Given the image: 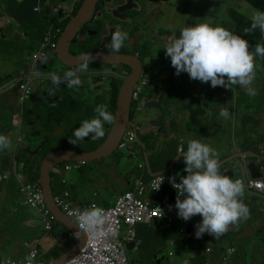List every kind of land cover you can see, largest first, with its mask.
Instances as JSON below:
<instances>
[{
    "label": "clouds",
    "instance_id": "9594fccd",
    "mask_svg": "<svg viewBox=\"0 0 264 264\" xmlns=\"http://www.w3.org/2000/svg\"><path fill=\"white\" fill-rule=\"evenodd\" d=\"M200 1H206V2L216 1L217 2V0H200ZM227 1L228 0H224L223 3ZM40 3L42 5V1H40ZM82 3H83V0L76 1V5H80V7ZM236 5L239 7V3H236ZM0 6H2L3 8L2 0H0ZM42 8L43 9L41 11L37 9L36 10L39 12H42L45 10L47 11L48 15L53 14V13L57 14V19H55L54 21H51L50 24L47 26V28L52 23H59V17L63 15L62 10H60L61 14L59 15L58 12L56 11H50L49 9H44L43 5H42ZM236 13H238L239 15H242V18L245 21L244 24H241V26L239 24V27H242L240 29L245 30L246 33H251L255 31L256 29H259L261 32L260 38L262 39V43H257L256 45L248 43L246 39L241 38V36L237 35L235 32L232 31L236 29L234 26H227L225 24L217 23V21H220L222 19H227V18L231 19V15H236ZM5 16H8V15H1L0 19ZM74 16L75 15L73 11L72 16L64 19L62 22H64L67 19H69L70 21ZM222 19L214 20L211 22L207 21L208 23H199V24H195L194 26L182 27L179 35L177 37L172 38L163 48L164 57L168 59L167 70L173 77L177 79V83H178L177 93H178V89L181 90L186 86V84L182 83V80L184 78L187 80L189 79L199 80L202 83L210 82L209 87L211 90L215 92V94L220 93L222 91L229 92L230 89L236 87L240 89L241 91H247V93H242V94H240L241 91L240 93H237V94L236 93L233 94L232 92V95L237 98V102L240 103L241 105H244V108H245V105H247V102L244 101V99L242 98V95L248 94L253 97L255 96V94L257 95V93L254 90L255 84L257 82L259 83L262 82V86L264 87V81H261V79L264 78L263 76L264 74V9L255 7V9L248 16V21H246L244 19L243 14H241L236 9H234L233 12H229L228 16ZM62 22L59 23L60 26ZM67 23L68 22H66V24ZM210 23H213V24H210ZM12 24H14V26H17V23L14 22L13 18H12ZM0 26H1V32L4 30L6 33L5 36L9 37V35L6 32L7 25L2 23L0 24ZM19 26L21 27V25ZM64 27L63 28L61 27L62 31L60 35L62 34ZM45 29H44V32H45ZM44 32H43L42 39L38 40L39 41L38 49H36L32 53L30 63L29 65L26 66L28 68L27 72L18 73L16 76H14L11 79L9 76L8 77L9 80L12 81V82L10 81V83H14L13 80L17 77H20L22 74H29V72L31 71V66H33V69H32L33 72H31V74H33L34 76L43 75V73L40 71V66L42 64H46V62L51 60L54 56H57V47L56 49H54L51 43L45 40ZM59 36L57 38V41L59 39ZM24 37H25V34H24ZM127 39H128L127 32L122 31L119 28L111 32L109 47L111 48L112 52L119 53L121 48L124 46V42ZM94 59H95L94 56L88 53H82L77 58V64L72 65V66H75L73 70H70L61 75L57 71L58 69L57 68L55 70L56 73L49 74L52 84L57 87H59L61 84H66V86L69 88H72V91L74 90V92H75V89H78L85 85L89 90L94 91V93H96L98 90H93L91 88L92 77L90 76V74H82V73L88 72L89 65ZM130 59H134V58H130ZM130 64H132L131 60H130ZM258 64H262L261 69L257 68ZM47 75L48 74H44V76H47ZM134 83L139 84L141 87L143 85L142 81L136 80V77L134 79L133 84ZM240 87H242L243 89H241ZM34 93H36V90L34 91ZM54 94L55 95L57 94L56 89L55 90L50 89L47 92V95L51 96V100L53 102H55V98L53 96ZM257 96L258 97L255 102H253L252 100L253 97L251 98V102L255 106H256L255 103L258 102V98H262V96H259V95ZM62 97H63V93H59L57 96L56 103L61 101ZM239 98H242L243 101L242 102L238 101ZM147 100H150V98L140 96V92H139L138 98H137L136 110L139 111L142 126L145 125L146 123L143 121V113L141 109L144 106V102H146ZM170 106L171 105H168L167 107H165V109H162L160 106L159 107L162 110L166 111V109L169 108ZM92 108L94 109L96 115L90 119L89 118L84 119L83 121H81L80 126L74 129L72 138H69V142L72 143L73 145L79 144L80 141H83L86 137H89V136L91 137V140L102 139L105 136V129H104L105 123L110 124L107 127V130L109 133L110 128L112 126V123H114L115 118L113 114L108 110V106L106 104L97 105L96 103L95 105L92 106ZM68 112L69 111H63L61 112L60 116L63 115L66 118V113ZM130 112L131 111L129 107L128 124L131 119ZM172 113L177 114L178 112L175 113L174 111H172ZM233 114H235V111L233 112ZM219 115L221 117L228 118L230 117L231 113L227 107H223L220 109ZM148 127L150 130H152L150 126ZM139 133H140V136L138 135ZM7 135L8 134L6 135L0 134V151H3L5 149H10V150H13V152H17L14 150V148L11 149V141L7 137ZM18 140H20V137L18 138ZM145 140L146 139H144L140 131V128L137 132H133L132 130L128 129V125H127V127L124 128L123 132L118 137V139L113 140L112 138H110L107 141V147L111 149V152L107 155H110L113 152V150H115L116 148H119V149L127 148L129 155H134L138 151L143 153L145 150ZM140 142L143 143L144 147L141 145ZM133 143H138V147L136 149L133 147ZM263 143L264 142L261 143L259 141V150L257 152L261 154L262 156H264ZM67 150H70V149H67ZM71 151H81V150H71ZM179 155L182 156V160L185 165L184 171L187 173V175L181 176L179 183L175 182V178H172L170 180L172 188H174L177 192V195L174 194L173 199H170L168 191H165L166 192L165 194H163L164 193L163 192L162 193L163 195L161 194L158 198L159 200H161V198L164 195H167L168 198L173 202L172 212L165 215L163 211L158 208L159 209L158 214L144 217L143 220L137 224L146 223V224H150L151 226V224L153 225V223L158 222L159 220L165 217L166 227H170L173 224L176 226V228L174 229V232H172L167 237H163L162 235L158 234L157 231H154V230L153 231L158 236H160L161 239L163 240L167 239V241L173 245H175L176 239H181V244H183V246L185 247V252L188 254V257L190 259V257L195 258L200 253L201 250L209 251L211 249L207 241H203V243L201 244L202 249L200 250V245L195 243L197 241L195 239H199L200 237H202L203 239L204 233H207L213 236L214 238L219 237L220 235L224 234L228 230L230 225H234L240 219H245L248 217L249 209L243 203L241 197L243 196L244 193H250L253 195V197L262 196L264 194V175L260 177H256L254 174V171L251 170V168L248 165V161H247L246 169L248 170V173H249L248 176L238 175L232 168L231 170L233 171V173H235L234 175H238L240 180L238 179L233 180L229 178L227 176L229 174L224 169L223 163L225 161L223 162L220 161L219 153L215 149H213L210 145L203 143L199 139H188L186 150L184 146L181 145ZM245 157H248V156H245ZM12 160L13 162L10 168L3 174L4 178H8L10 176L14 177L12 174L9 175L8 177H5V174L11 170L14 161H16L19 164V167L22 170L20 162L17 161L15 158H13ZM86 161L88 160L84 158H70L67 160L59 161L56 164H54V170L53 171L50 170V183L51 181H53L56 187L55 192L52 190L53 193H57L59 197L65 200H71L72 202H74L73 193H72L73 188H70V185H69L70 182H68L67 189L60 190V188L57 185V181L60 182L61 184L66 183V180L63 177H61V173L65 171H71L73 169H80L83 165L86 164ZM142 162L144 164V161H141L140 163ZM138 164L136 166L137 170L134 172L133 177L135 174L142 172V170L138 168ZM259 164L264 166V161L261 160ZM242 165H245L244 162H242ZM174 166L175 165H171L168 168V170L163 171V172L169 171L170 169L174 168ZM24 173L28 177L27 173L26 172ZM51 173H54V174L51 176ZM156 173H160V172H156ZM57 176H60V179ZM159 177L160 179H159V183L157 185L156 190L159 189L160 185L164 181L163 175H159ZM31 181H39V179L31 180ZM131 184H132V181H131ZM74 185H75V181H74L73 187ZM51 188H52V184H51ZM129 188L125 190H128ZM19 194H20V188H19V193L17 194V196ZM148 194L149 192H147L146 195L148 196ZM96 195L97 194L93 193V197H95ZM149 195H151L150 199L156 202L157 205H159L157 201L153 200V196H155L156 194H153V195L149 194ZM90 200L95 201V198H91ZM74 204L83 205V204L75 203V202ZM103 204H108V203L103 202L100 205H103ZM62 213L64 212L62 211ZM98 215H99V210L86 213L85 221L92 223L93 220ZM39 219H40V216H39ZM185 221L192 223L193 230L191 233L187 231L185 227ZM40 222H41L42 229H44L41 219H40ZM57 222L58 221L56 220L54 227L56 226ZM136 225L134 226V233H135ZM50 232L52 233V230ZM187 233H189L190 235H188ZM173 234H177L178 237H172ZM44 236H52V235L49 234V232H46L44 229V233L42 234V236L37 237L35 239H31V240H25V241H33L36 239H41ZM225 249L226 248H224L222 251L221 258L218 264H229L228 256H227V259L222 258ZM91 250L97 256H105L111 253V245L107 237L100 235L94 239ZM197 252L199 253L197 254ZM7 259H12V258H7ZM26 259L28 260V264H32V256H29ZM155 260H157V263H159V260L157 258H155ZM36 261L37 260L35 259L34 264L40 263ZM193 264H196V263L193 262Z\"/></svg>",
    "mask_w": 264,
    "mask_h": 264
},
{
    "label": "rangeland",
    "instance_id": "374dc122",
    "mask_svg": "<svg viewBox=\"0 0 264 264\" xmlns=\"http://www.w3.org/2000/svg\"><path fill=\"white\" fill-rule=\"evenodd\" d=\"M54 1L57 3L60 0H48V4L50 6L53 5ZM224 0L216 1H196L195 2V12L188 13L186 16L187 21H184L182 24L183 15H181L180 19L175 21L173 24L169 26H165L163 29V33L165 35L154 36L152 35V40L144 41L141 45L139 59H143L148 54H154L163 51L167 36L172 30L180 25L181 27L185 26H194L199 23H208L206 20H220L226 16H228L229 12H233L234 9L238 10L241 14H243L244 19L248 21V16L255 9V7L249 5L245 0H228L223 3ZM239 3V7L236 5ZM2 6H0V9ZM5 19H2L3 24L7 25L6 32L9 35V38L5 40L0 39V48L2 50V55L0 56V129L4 126V124L8 121V116H10V122L12 125H15V109L12 102H9L10 99L16 100L19 96L17 85H13V83H9V76H16L20 70H26V66L29 65L32 53L38 49L39 41L33 36L36 32L39 31V28L36 27L35 30L27 34L24 37V32L22 28L17 23V26L12 24V18L5 16ZM45 18H48V21L57 19V14H46ZM213 24V23H210ZM241 26V24H240ZM157 31V29L155 30ZM90 36L93 34L88 32ZM89 40V38H88ZM1 42H8L7 44H1ZM91 45L88 44V48ZM155 49H158V52H154ZM48 65L45 69L46 71L50 69V71H55L57 69V65L63 64L58 60L57 56H54L51 60L46 62ZM258 69L262 68V64H258ZM123 69V68H122ZM122 71V70H121ZM87 76V75H86ZM264 81V78L261 79ZM9 83V84H8ZM171 83V84H170ZM169 85H172L174 81H171ZM183 84L186 86L183 89H178V94L180 97L182 94L188 90L190 93H197L200 97V108L203 107L204 103H208V90L210 86V82L202 83L199 80L192 79H183ZM33 86L36 90V93L33 97L38 96V100L35 101L34 111L31 115L30 113L26 114V120L21 127L12 130L11 136L14 139L15 151H20L19 156L21 157L23 154L27 158H32V161L38 162L42 156L49 150L50 147L54 146L57 143V137L60 135L70 136L71 129L75 125V123L88 116V118H92L96 115L94 109L91 107L97 103L106 104L105 99H102L95 96L94 91L89 90L85 85L75 89V92L67 93L68 97L72 96L73 102L75 103V108L66 113V120L62 125H54L51 127L43 126L42 122L47 123H58L57 121L48 120L44 117L41 119L37 117V115H43L42 112H45L49 108L52 110H56L57 107V95L60 93L57 90V94L53 95L55 98V102L51 100V96L44 94V90L50 88L49 81L45 82L44 79L40 81L39 77H36L33 81ZM243 89L242 87H240ZM63 90V89H62ZM197 91H201V94H198ZM154 97L158 96V93L151 89ZM247 93V91H241L240 94ZM257 95L252 98L253 102L256 101ZM238 101H243L242 98H239ZM53 102V103H52ZM31 103V99L27 100L25 104ZM52 104V105H51ZM73 105L70 103L68 105L69 109ZM137 101H133L130 105V111L133 114L130 121L138 122L139 125H142L139 111L136 110ZM28 109V108H27ZM91 111V112H90ZM111 113L114 111H110ZM249 116H243V120H238V128L242 129V131L255 133L260 130L264 126V103L257 102L255 110L249 113ZM35 115V116H34ZM34 116L33 124L29 123V120ZM114 116V115H113ZM233 117H237L238 119L241 115L232 114ZM223 117L217 116L216 119H220ZM110 128V127H109ZM111 129V128H110ZM37 131L40 136L47 135V145L40 149V147L44 144V140H40L38 138L32 139L29 135L33 132ZM20 137V140L18 138ZM103 140H100L99 145L103 143ZM32 141L36 147L34 150H30V152H24L23 149L28 147L29 142ZM86 141H83L85 145ZM181 143L180 136L176 137L173 142L170 140H145V150L150 157V164L152 167V154L156 152L164 151L170 155L174 154L177 149V146ZM133 147L136 149L138 147V143H133ZM142 161L141 157L135 153L134 155H129L127 148H116L110 155L105 157H101L99 159L88 160L86 164L83 165L80 169H73L71 171H65L61 173V177L66 180V183L61 184L57 181V185L60 190L68 188V182L73 179L75 181V185L73 187L74 194L79 198L78 202L80 204H84L90 200L91 192L96 189L98 190L99 196L95 198L97 203L102 204L106 202L108 204H113L115 196L121 192L124 188V183L120 181H113L112 174L120 173L123 175L130 174L131 172L136 171V166L138 163ZM166 166V163L157 162L155 164V171L161 170ZM60 179V176H57ZM8 192L16 193V180L11 177L9 179H5V185L3 191L1 192L2 201L6 202L7 207L9 209L3 212V215L0 216V264L4 258L7 257H16V255H24L28 249L24 246L23 237L21 234L16 232L18 221L21 219V222L26 227H34L37 224L41 225L39 215L36 211L24 203L23 197L19 194L18 196H14L12 198H8ZM19 193V190H18ZM19 208H23L22 212L28 213L33 212L35 218L25 217L24 215L19 218L15 211ZM5 208H2L0 205V211ZM136 230V238L144 239L148 241V245L152 246V253L159 260V263L155 264H193V262L189 259L188 254L184 251L181 253L177 252V248L175 245L170 244L167 239L163 240L160 236H158L153 229H151L150 224L140 223L135 227ZM49 234H52L49 232ZM123 233L120 234V237ZM172 237H178L177 234H173ZM50 241L53 243L54 238L52 236L49 237ZM49 243L47 240H43L39 245V254L36 260L39 259H47L51 256V251L56 249L55 247L48 248ZM59 247V246H58ZM172 252L169 255V252Z\"/></svg>",
    "mask_w": 264,
    "mask_h": 264
},
{
    "label": "crops",
    "instance_id": "0c3cea01",
    "mask_svg": "<svg viewBox=\"0 0 264 264\" xmlns=\"http://www.w3.org/2000/svg\"><path fill=\"white\" fill-rule=\"evenodd\" d=\"M4 1V0H2ZM23 1L26 5L25 7V16L26 17H31L32 15V1L33 0H20ZM37 1V6L42 1V5L44 9H49L50 11H55V9L58 10V14H61L60 8L61 7H66L70 5L72 0H60L59 3L54 1L53 5L50 6L48 4V0H36ZM36 6V7H37ZM2 19H5V17L0 19V24L3 23ZM21 24L20 22H16ZM22 28V26H21ZM22 31L25 34V31L22 29ZM2 55V50H0V56ZM47 64H42L40 66V71L43 73V75H35L36 77L40 78V81L44 79L45 82L49 81L50 83V88L44 90V94H47V92L50 89H56L60 93H63L64 96V101H59L57 104L63 103L67 101L68 96L67 93L72 94V88H69L66 86V84H61L59 87L55 86L52 84L51 79L49 74L50 73H56L55 71H47L45 70L47 68ZM27 67L26 70H20L19 73H24L27 72ZM44 74H48L47 76H44ZM63 89V90H62ZM35 91V88H34ZM198 94H201V91H197ZM208 103L205 102L203 107L200 108L199 103H200V97L197 95V93H190L188 90H186L182 96L181 100L182 103L185 105V110L181 111L179 115L173 114L169 121H168V131L164 133L162 129H160V132L162 136L158 137L157 139L159 140H170V142H173L176 137L180 136V140L182 144H179L177 146L176 151L174 154L170 155L164 151L156 152L155 154H152V167H151V162H150V157L146 150H144L143 153L140 151L137 152V154L141 157L142 161H144V166H143V172H144V179L147 181L149 180L151 174H154L156 172L160 171H165L168 169L172 163L171 159L173 157L177 158V164L175 165L178 172L181 173H186L184 171L185 165L182 160V156L180 154V147L181 145L184 146L185 150L187 147V140L188 139H199L203 143L210 145L213 149H215L219 153L220 161L223 162L225 161L224 164V169L227 171L229 175H234L233 170L236 172L238 175H246L248 176V170L247 168V161L250 158H253L251 155L248 157H245L242 152H245V154H250L252 152L257 153L259 150V141L255 140L253 137L250 136V132H245L242 131V129L238 128V120L234 119V124L233 125H227L224 126L223 128H220L219 124L217 123L219 120L216 119L217 116L219 115L220 107L217 104V95L213 90L210 89L208 90ZM17 99L13 100L10 99L9 102H12V105H14L15 109V119L14 123L15 125H12L10 122V116H8V121L7 123L12 126L10 128L7 137L11 141V149L15 147L14 139L11 136L12 130L17 129L18 127H21L26 119V114L27 110L34 108L35 101L38 100L37 98H29L31 99V103L25 104V102L29 99H27L25 102H22L17 95ZM253 96H250L248 94H243L242 98L244 101L247 102V105H245V108H247L248 111H253L255 110V105L252 104L251 98ZM249 100V101H247ZM261 100V98H258V101ZM151 100H147L145 102V105L148 103L152 108H158L159 103L158 102H150ZM28 108V109H27ZM203 111H208L210 114V119L212 122H216L206 130V131H199L197 128V122H198V116L199 113ZM31 115L33 113H30ZM150 115V114H149ZM35 116V115H34ZM34 116L31 118L32 121L29 120L30 124H33V119ZM155 113L153 112L152 109V117H155ZM39 118V116H37ZM221 117V116H220ZM66 118L62 115L60 116V120L64 121ZM187 124V128L183 129V124ZM43 124V122H42ZM63 123H60L58 125H62ZM143 125L144 127L147 126ZM45 127H51L52 125L46 126L43 124ZM159 127V125H156ZM149 127L143 128L142 131L146 130ZM264 129V126L262 127ZM226 131V132H225ZM152 132V130H151ZM30 138L35 139L38 138L40 140H44L47 138V135L45 136H40L37 131H33L30 135ZM157 139H146V140H157ZM36 145L33 144L32 141L29 142V145L27 148L29 150H34ZM54 146L50 147L49 149L53 148V150H56L58 148H54ZM162 155V158H159L158 156ZM43 158V157H42ZM42 158L38 161H42ZM146 158V159H145ZM13 160L10 162V166L12 164ZM157 162L161 163H166V166L158 171H155V164ZM242 162H244L245 165H242ZM10 166L6 169V171L10 168ZM54 170V165L51 167V171ZM137 170V167H136ZM5 171V172H6ZM134 172H131L130 174H112V180L113 181H120L124 183V188L121 190V192L127 188L130 187L131 181L133 178ZM12 176L5 178L9 179ZM14 178V177H13ZM15 179V178H14ZM16 180V179H15ZM70 188H73V179L69 181ZM19 190V184L16 181V193L8 192V198H12L13 195L17 196ZM73 193V200L75 203H79L78 200L79 198ZM93 193L97 194L95 197H93ZM99 191L94 189L91 192V198H96L99 196ZM164 192L163 194H165ZM162 194V195H163ZM148 196L151 198V195L148 194ZM243 203L247 206L249 209V215L245 219H240L236 224L230 225L228 230L220 235L219 237L214 238L213 236L204 233V238L200 237L195 243L200 245V250L202 249L201 244L203 241H207L208 245L210 246L209 251H200V253L195 257L191 258V261L196 263V264H218L221 258V254L224 248H234L229 254H228V262L229 264H264V194L262 196L258 197H253L252 194L250 193H244L243 196L241 197ZM96 201V200H95ZM97 202V201H96ZM0 205L7 209L6 202L2 201V198L0 200ZM24 210L21 208V210L18 212L17 210L15 211V214L21 218L23 215L25 217H32L35 218V215L33 212H28L24 213L22 212ZM2 216V215H0ZM188 226V227H187ZM185 227L188 232H192L193 227L192 223L185 221ZM17 230L16 232L18 234H21L23 237V240H26V235H29L31 239H35L38 237L39 234V229H42V226L40 224L35 225L34 227H26L22 224L21 219L18 221V224L16 226ZM50 236H44L40 239V243H42L43 240H47L49 243L48 248L56 247L58 246V243L56 239H54V242L52 243L49 239ZM177 248V252L181 253L182 251L185 252V247L183 244H175ZM23 255H16V257H7V258H12V259H17L20 258ZM4 258V259H7ZM3 259V260H4ZM54 257L50 256L47 259H39L36 262H44L48 260L47 263H49ZM2 260V261H3ZM1 261V262H2Z\"/></svg>",
    "mask_w": 264,
    "mask_h": 264
},
{
    "label": "flooded vegetation",
    "instance_id": "af4514ba",
    "mask_svg": "<svg viewBox=\"0 0 264 264\" xmlns=\"http://www.w3.org/2000/svg\"><path fill=\"white\" fill-rule=\"evenodd\" d=\"M196 1L200 0L97 1L93 14L72 38L69 50L72 54L93 53L97 51L113 53L109 47L111 32L115 31L117 28L127 32L128 39L124 42V46L119 53L113 54L123 55L128 57V59L134 58L130 59L132 64L124 62L106 63L94 60L90 63L88 72L82 73L90 74L92 77L91 88L93 90H98L95 96L97 99L99 97L105 99L109 111L115 110L116 98L123 88L124 80L130 75H134L136 80L142 81L143 83L140 96L150 98L153 102H158L162 109H165L168 105L174 104L178 110L177 115L185 110V105L182 103L177 93V79L167 70L168 59L164 57V50L158 52L159 50L155 49L154 52H158L157 54H148L143 59H139L138 56L140 55L142 43L152 40V35L164 36L165 33L162 31L165 29V26H169L179 20L181 15H183L181 24L187 21L186 16L188 13L196 11ZM79 7L80 5L74 7V15ZM181 28L179 25L169 33L166 44L172 38L179 35ZM156 29L157 31H155ZM88 32L93 35L90 36ZM88 44L91 45V47L88 48ZM57 68L59 74L62 75L63 73L73 70L75 66L59 64ZM171 81H174V83L169 85ZM151 89L158 93L157 97H154ZM254 90L257 95L262 96V103H264V87L262 86V82H257ZM240 91V89L235 87L230 89L229 92L222 91L216 93L218 106L220 108L227 107L231 113L230 117H223L217 122L223 130L224 126L233 125L234 119L242 121L243 116L250 115V111L244 108V105L238 103L237 98L232 95V92L233 94H237L240 93ZM114 97L115 103L113 104ZM255 104H257V102ZM234 111L235 114L241 115L239 119L232 116ZM153 112L157 116L160 115L158 108H153ZM132 115L133 114L130 112V117H132ZM214 123L216 122L211 121L208 111H201L199 113L197 122L199 131H206L210 125ZM146 127L148 126H140V131L144 139H157L162 136L161 133H159V127L152 126V132L149 128L142 131V129ZM186 128L187 124L184 123L183 129ZM138 135L140 136V133ZM250 136L261 143L264 142V131L262 128L253 134L250 133ZM158 157L162 158L163 156L159 155ZM171 163L172 165H176L177 158L173 157ZM152 228L154 231L160 229L157 222L153 223V225L151 224V229ZM143 242L146 245V256L140 258L138 252L139 248L135 242L132 248L126 250L129 264H154L155 257L152 253V246L148 245V241L144 239Z\"/></svg>",
    "mask_w": 264,
    "mask_h": 264
},
{
    "label": "built area",
    "instance_id": "2783aa9c",
    "mask_svg": "<svg viewBox=\"0 0 264 264\" xmlns=\"http://www.w3.org/2000/svg\"><path fill=\"white\" fill-rule=\"evenodd\" d=\"M76 1L77 0H73L70 5L60 8V10L63 11V15L59 17V23L72 16ZM36 9L39 11L43 9L41 3ZM58 10L57 8L55 9L56 12H58ZM59 23H52L44 32L45 40L49 41L54 49L57 47V38L62 31ZM32 69L33 66H31L29 74H22L20 77H17V80L13 81V85H17L19 98L22 102L31 98L34 93L33 81L35 76L31 74V72H33ZM140 90L141 86L134 83L131 91V103L137 101ZM139 128V124L135 121H130L128 124V129L133 132H137ZM143 166V162L138 164V168L142 170V172L134 175L131 187L116 195L113 204L100 205L94 200H90L83 205H76L71 200H65L59 197L57 193H53L54 201L57 206L86 234L85 243L80 248L79 252L63 264H129L126 256V243L134 236V226L141 222L144 217L158 214L159 209H161L165 215L172 212L173 202L167 195L161 198L160 201L162 206L160 207L146 194L147 192L152 195L157 194L164 183H168L171 186L170 180L172 178H175V182L179 183L180 177L187 175V173L178 172L176 166H174V168L167 172H160L152 175L149 180L146 181L144 179ZM11 174L19 183L20 194L24 199V203L38 213L45 231L50 232L53 230L57 219L47 206L44 189L41 183L39 181L29 180L16 161H14L11 170L5 174V177ZM159 175H163L164 181L159 189L156 190L160 179ZM227 176L233 180H240L238 175ZM174 193L177 195L175 189ZM97 210H99V215L93 222H86L85 214ZM121 233L123 234L120 237ZM187 234L190 235L189 233ZM100 235L107 237L111 245V253L105 256H97L91 250L94 239ZM24 245L28 249L24 256L19 259H5L2 264H28L26 258L29 256H32V264H34L39 253L40 239L25 241ZM232 250H234V248H226L222 258L227 259L228 254ZM169 254H171V252H169Z\"/></svg>",
    "mask_w": 264,
    "mask_h": 264
},
{
    "label": "water",
    "instance_id": "95a60500",
    "mask_svg": "<svg viewBox=\"0 0 264 264\" xmlns=\"http://www.w3.org/2000/svg\"><path fill=\"white\" fill-rule=\"evenodd\" d=\"M97 1L98 0H83V3L79 8L78 12L70 21H68V23L63 29L62 34L59 36V39L57 41V58L59 61H61V63H63V65L72 66L77 64V58L82 53L72 54L69 50V45L72 38L76 35L80 27L93 14ZM88 54L94 56L95 57L94 60L102 61L106 63H119V62L130 63V59H128V57L123 55L113 54L109 52H102V51H97ZM17 79L18 78H15L14 80ZM134 79L135 76L130 75L124 80L123 88L121 89V91L119 92L116 98V105L114 110V118H115L114 123H112L111 129L102 144H100L94 150L85 151V152L71 151L67 149L58 148L56 150L51 151L42 159L40 166L39 182L43 186L47 206L51 209L57 221L63 223L68 227L73 237V245L47 264H62L63 262L67 261L69 258H71L76 253H78L79 249L84 244L86 239V234L78 229V227L76 226L75 222L72 219H70L64 213H62V211L57 207V204L54 201L53 191L50 183L51 167L57 162L62 160H67L70 158H84L86 160H94L106 156L111 152V149L107 147V141L110 138H112L113 140L118 139L120 134L123 132L124 128L127 127L128 125L129 107L131 104V91H132V85ZM0 81H2V78H0ZM1 88L2 87H0V89ZM150 100L151 101H149V103L152 102V99ZM158 108L160 111V115L152 117V106H150L148 103L145 105L144 102V106L141 109L143 113V121L147 123L148 126H150L151 128L152 125L156 126L158 124L159 129H162L165 133L166 131H168V120L173 115L172 111L177 113L178 110L175 105H171L169 108L166 109L168 115L164 116V110H162L160 107ZM140 143L144 147L143 143L142 142ZM242 153H244L245 156H249V155L253 156V158H250L248 160L249 167L251 168L252 171H254L256 177L263 176L264 166L260 165L259 162L261 160L264 161V156H262L259 153H250V154H245V152ZM165 191L169 192L170 199H173L175 194L174 189L169 184L167 183L163 184L159 193L153 196V200L157 201L160 206L161 203L158 198ZM134 244L135 241L131 239L129 242L126 243V248L130 249L134 246Z\"/></svg>",
    "mask_w": 264,
    "mask_h": 264
},
{
    "label": "trees",
    "instance_id": "16d2710c",
    "mask_svg": "<svg viewBox=\"0 0 264 264\" xmlns=\"http://www.w3.org/2000/svg\"><path fill=\"white\" fill-rule=\"evenodd\" d=\"M246 1L249 4H251L252 6L264 9V0H246ZM2 5H3V8L0 10V16L1 15H8L14 19V22H17V21L20 22L22 29L25 31V36H27V34L32 32L33 30H35L36 27L39 28V31L33 35L34 37H36L37 40L42 39L44 29L47 28V26L50 24L51 21H54V20H51L49 22L48 18L47 19L45 18V15L48 14L47 11L44 10L42 12H39L36 10V6H37L36 0L32 1V15H31V17L25 16L24 12H25L26 5L23 1H20V0H4V1H2ZM68 21H69V19L62 22L61 27L63 28L65 26L66 22H68ZM206 21L211 22V20H206ZM244 22L245 21L243 20L242 15H239L238 13H236V15H231V19L227 18V19H222L220 21H217V23L225 24L227 26H234L236 29H234L232 31L235 32L237 35L241 36V38L246 39L248 41V43H251L254 45H256L257 43H262V39L260 38L261 32L259 29H256L255 31H253L251 33H246L245 30L240 29L242 27H239V24H244ZM5 34L6 33L4 30L1 32V26H0V39L1 40H5L6 38L9 39V37H6ZM7 43L8 42H1V44H7ZM0 50H1V48H0ZM13 77L14 76H12V77L10 76V79ZM34 95H35V93H33L31 97L35 98V97H33ZM61 101H64V96L62 97ZM260 101L262 102L263 98H261ZM70 103L73 106L69 109L68 105ZM114 103H115V97L113 99V104ZM74 108H75V103L73 102V99L71 96V97H68L67 101L63 102L62 104H57L56 110H52L50 108L47 111L42 112L43 115L38 114L37 116H39V118L44 117L48 120L58 122V123H50V122L44 123L43 122V124L46 126H49L52 124L58 125L61 122L64 123V121L67 119L66 118L64 121L60 120L61 112H63V111L71 112ZM33 111H34V108H31V109L27 110V113H33ZM112 114H113V112H112ZM164 116H167V113L165 111H164ZM84 119H88V116L78 120L75 123V125L71 129L69 137L66 135L58 136L57 137V143L55 144L54 148L81 150V151L85 152V151L93 150L96 147H98L100 140H103L104 138L107 137V133H108L107 127L110 125L108 123L104 124L105 136L102 139L91 140L90 136L86 137L83 140V141H86L85 145L83 144V141H80L79 144H76V145H73L72 143L69 142V138H72V134H73L74 129L79 127L81 121H83ZM10 128H12V126L6 122L4 124V126L1 127L0 134H2V135L8 134ZM46 139L47 138L44 139V144L40 147V149L47 145ZM52 149L53 148L49 149L42 157H45L47 154H49L52 151ZM23 151L24 152H30L29 148H27V147L24 148ZM19 152L20 151L13 152V150H10V149H5L3 151H0V200H1V192L3 191L4 185H5V178H4L3 174L6 171V169L10 166V162L13 158H15L17 161L20 162L22 170L27 173L29 179L38 180L40 177L41 161L40 162L32 161L31 160L32 158H27L24 154L20 157ZM53 174L54 173H51V176ZM51 184H52V190L55 192L56 187H55V184L53 183V181H51ZM2 208H5V207L3 206ZM5 210H6V208L3 209L2 211H0V215H3V212ZM20 210H21V208L17 209L18 212ZM165 222H166L165 217L157 222L159 224L160 229L159 230L157 229L156 231L158 234L162 235L163 237L169 236L172 232H174V229L176 228V226L174 224L170 227H166ZM43 233H44V229H39L38 237L42 236ZM51 235L54 239L57 240V243L59 246V247L56 246L55 247L56 249H53L51 251V255L53 257H57L58 255L65 252L67 249H69L73 245V237L71 236V233H70L68 227L61 222H57L56 226L52 230ZM26 238H27L26 240H31V237L29 235H26ZM133 239L138 245V248H139L138 252H139L140 258H144L146 256V245L143 242V239L136 238V230H135ZM175 244H181V239H176ZM198 253L199 252H197V254ZM47 262H48V260H46L44 262H40L39 264H45ZM156 263H157V260H156ZM154 264H155V260H154Z\"/></svg>",
    "mask_w": 264,
    "mask_h": 264
}]
</instances>
